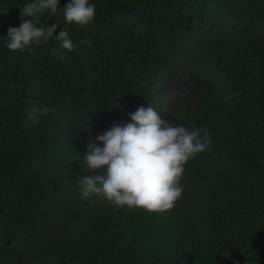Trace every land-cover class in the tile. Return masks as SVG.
<instances>
[{
  "label": "trees",
  "instance_id": "trees-1",
  "mask_svg": "<svg viewBox=\"0 0 264 264\" xmlns=\"http://www.w3.org/2000/svg\"><path fill=\"white\" fill-rule=\"evenodd\" d=\"M25 2L0 0V264H264V0H94L84 26L60 0L41 23L77 47L32 52L5 44ZM182 76L177 110L164 89ZM148 103L211 134L182 196L163 211L82 197L88 142Z\"/></svg>",
  "mask_w": 264,
  "mask_h": 264
},
{
  "label": "clouds",
  "instance_id": "clouds-1",
  "mask_svg": "<svg viewBox=\"0 0 264 264\" xmlns=\"http://www.w3.org/2000/svg\"><path fill=\"white\" fill-rule=\"evenodd\" d=\"M59 4L60 0H26L21 6V16L29 18L8 26L6 46L32 52L34 45L55 39L62 48L77 47L68 29L56 20L51 24L41 23L44 13H56ZM63 15L69 24H90L96 16V3L67 0ZM58 26L60 31L56 34ZM80 43L93 42L81 40ZM51 110L50 106H32L29 115L37 120L39 114ZM128 115L130 119L126 123L113 122L88 142L81 167L89 174L80 175L79 194L84 198L101 195L116 206L167 210L182 196L180 181L185 164L211 145V134L203 126L189 127L167 119L150 103L139 105ZM102 166H106L102 173L91 172Z\"/></svg>",
  "mask_w": 264,
  "mask_h": 264
},
{
  "label": "rangeland",
  "instance_id": "rangeland-1",
  "mask_svg": "<svg viewBox=\"0 0 264 264\" xmlns=\"http://www.w3.org/2000/svg\"><path fill=\"white\" fill-rule=\"evenodd\" d=\"M190 81L187 76H182L180 81L169 84L165 87V97L170 99L173 108L180 110L186 103H190L192 96L189 92Z\"/></svg>",
  "mask_w": 264,
  "mask_h": 264
}]
</instances>
